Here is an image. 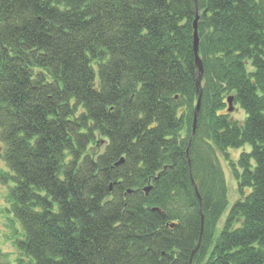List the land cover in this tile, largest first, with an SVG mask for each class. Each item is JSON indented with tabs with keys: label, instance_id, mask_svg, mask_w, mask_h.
I'll use <instances>...</instances> for the list:
<instances>
[{
	"label": "trees",
	"instance_id": "trees-1",
	"mask_svg": "<svg viewBox=\"0 0 264 264\" xmlns=\"http://www.w3.org/2000/svg\"><path fill=\"white\" fill-rule=\"evenodd\" d=\"M0 142V264H264V0H0Z\"/></svg>",
	"mask_w": 264,
	"mask_h": 264
},
{
	"label": "rangeland",
	"instance_id": "rangeland-1",
	"mask_svg": "<svg viewBox=\"0 0 264 264\" xmlns=\"http://www.w3.org/2000/svg\"><path fill=\"white\" fill-rule=\"evenodd\" d=\"M233 107L234 109L230 114L231 117L242 123L246 118L245 113L242 110H240L238 106L234 105ZM3 147H4L3 144L0 142V176L2 172H9L7 164L4 162L1 156V153L3 152ZM249 152H250V147L248 146L239 150H229L230 161H227L218 155L228 185L230 206H232L235 202L243 198L239 196V190L237 187V182L233 177L231 163H237L240 156L243 153H249ZM9 188H10L9 186H6L0 181V254L8 256L10 259H13L17 256V252L13 237V230L11 228L12 226L11 220H13V216L10 215L9 213L10 205L7 203ZM225 217L220 224L221 228L223 227Z\"/></svg>",
	"mask_w": 264,
	"mask_h": 264
},
{
	"label": "water",
	"instance_id": "water-1",
	"mask_svg": "<svg viewBox=\"0 0 264 264\" xmlns=\"http://www.w3.org/2000/svg\"><path fill=\"white\" fill-rule=\"evenodd\" d=\"M197 5V3H196ZM198 20H199V15H198V8H197V17L196 20L194 22V35H193V49H194V54H195V58H196V64L198 67V80H197V94H198V102H197V106L196 109L194 111V128H193V134L192 137L195 136L196 130H197V123H198V116L201 110V102H202V97H203V91H202V78H203V74H204V69H203V65H202V61L201 58L199 56V47H200V37H199V32H198ZM228 104L230 106L229 112H232V104H233V98H229L228 99ZM191 147V142H190V146L188 148V151ZM124 163V160L122 159L117 166H120ZM150 188L146 189V194L149 193ZM196 191L198 192L197 188ZM199 197V201H200V206L202 207V199L200 197V195L198 194ZM158 210V209H157ZM202 225H203V218H202ZM201 245V240L198 243V246L196 247V249L194 250L192 256H191V260H190V264H192L193 261V257L194 255L197 253L199 247Z\"/></svg>",
	"mask_w": 264,
	"mask_h": 264
}]
</instances>
